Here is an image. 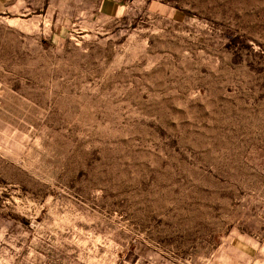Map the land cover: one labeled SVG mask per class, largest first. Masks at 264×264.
<instances>
[{
    "label": "rangeland",
    "instance_id": "1",
    "mask_svg": "<svg viewBox=\"0 0 264 264\" xmlns=\"http://www.w3.org/2000/svg\"><path fill=\"white\" fill-rule=\"evenodd\" d=\"M0 264H264V0H0Z\"/></svg>",
    "mask_w": 264,
    "mask_h": 264
}]
</instances>
